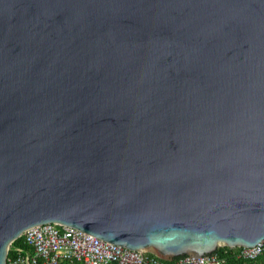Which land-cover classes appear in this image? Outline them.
I'll return each instance as SVG.
<instances>
[{
  "label": "water",
  "instance_id": "water-1",
  "mask_svg": "<svg viewBox=\"0 0 264 264\" xmlns=\"http://www.w3.org/2000/svg\"><path fill=\"white\" fill-rule=\"evenodd\" d=\"M50 222L165 260L264 240V0H0V264Z\"/></svg>",
  "mask_w": 264,
  "mask_h": 264
},
{
  "label": "built area",
  "instance_id": "built-area-1",
  "mask_svg": "<svg viewBox=\"0 0 264 264\" xmlns=\"http://www.w3.org/2000/svg\"><path fill=\"white\" fill-rule=\"evenodd\" d=\"M24 243L11 246L7 264H168L153 252L129 249L73 226L44 223L26 229ZM238 257L255 259L264 252V240L253 247H232ZM216 253L182 255L170 264H221Z\"/></svg>",
  "mask_w": 264,
  "mask_h": 264
},
{
  "label": "trees",
  "instance_id": "trees-1",
  "mask_svg": "<svg viewBox=\"0 0 264 264\" xmlns=\"http://www.w3.org/2000/svg\"><path fill=\"white\" fill-rule=\"evenodd\" d=\"M23 243H24L23 237H19L13 242V245L19 246V245H23ZM215 252L223 259L221 264H264V252L261 253L255 259L238 257L235 253V249H230L228 247L227 248L219 247ZM12 253L13 250L11 249L9 251V255H11ZM176 259L177 258H174L172 260H165V259H161V260H163L165 263L170 264L173 263ZM74 264H78V263H74Z\"/></svg>",
  "mask_w": 264,
  "mask_h": 264
},
{
  "label": "clouds",
  "instance_id": "clouds-1",
  "mask_svg": "<svg viewBox=\"0 0 264 264\" xmlns=\"http://www.w3.org/2000/svg\"><path fill=\"white\" fill-rule=\"evenodd\" d=\"M12 245H13V243H12ZM12 245H11V246H12ZM226 246H227V245H226ZM232 247H236V246H232ZM218 248H219V247H218ZM218 248H217V249H218ZM10 250H11V247L9 248V251H10ZM9 251H8V256H7V258L10 256V255H9ZM150 252H151V251H150ZM214 252H215V251H214ZM214 252H212V253H214ZM154 254H155V253H154ZM209 254H211V253H209ZM157 256H158V255H157ZM159 258H160V257H159ZM176 258H177V257H176ZM161 259H162V258H161Z\"/></svg>",
  "mask_w": 264,
  "mask_h": 264
}]
</instances>
